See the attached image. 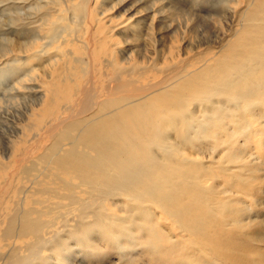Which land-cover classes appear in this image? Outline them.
Returning a JSON list of instances; mask_svg holds the SVG:
<instances>
[{
  "label": "rangeland",
  "instance_id": "1",
  "mask_svg": "<svg viewBox=\"0 0 264 264\" xmlns=\"http://www.w3.org/2000/svg\"><path fill=\"white\" fill-rule=\"evenodd\" d=\"M79 1L83 2L0 0V188L4 189L7 178L3 171L14 165L21 144L27 147L25 164L35 163L45 146L43 140H38L44 124L50 122L52 112L61 113L78 100L76 87L90 88L92 81L96 84L99 79V85L103 80L108 89L124 76L132 81L136 78L138 85H147L161 79L179 61L196 64L195 60H207L206 52L233 39L235 22L244 9V4L236 6L231 0H84L87 6L75 13L71 6ZM65 22L76 31H66ZM67 38L72 43H65ZM60 45L65 55L84 61V74L66 57L58 59ZM112 60L123 68L115 74L107 66ZM137 63V67H131ZM97 73L100 77L96 78ZM263 103H256L254 115L258 108L259 114L264 110ZM208 115L212 113L206 114L204 135L169 131L170 142L178 151L189 158L197 156L202 164L191 165L194 177L197 175L196 182L185 185L191 195L186 196L182 186L181 191L178 189L184 200L178 207L189 213L177 221L179 225H173L172 218L160 210L137 213L115 202L108 209L119 221L110 235L92 231L76 242L68 235V224L76 217L61 212L51 232L45 235L44 230L45 236L40 234V239L53 241L50 244L57 246L65 264H264V119L252 123L255 133L245 128L242 134L231 119L216 115L219 119L215 123ZM213 129L221 130L217 140ZM213 144H219L215 145L220 150L215 156L208 152ZM201 146L205 150L201 151ZM227 148L229 152L223 153ZM196 150L202 154L196 155ZM231 156L240 161L232 163ZM40 168L23 182L15 179L16 173H9L14 178L2 199L9 200L1 202L3 208H23L22 194L38 188L36 181L43 171ZM85 232H79L77 239ZM29 244L28 239L26 244L13 239L3 241L0 258L12 251L24 256ZM43 253L50 264H58L55 251Z\"/></svg>",
  "mask_w": 264,
  "mask_h": 264
},
{
  "label": "bare ground",
  "instance_id": "2",
  "mask_svg": "<svg viewBox=\"0 0 264 264\" xmlns=\"http://www.w3.org/2000/svg\"><path fill=\"white\" fill-rule=\"evenodd\" d=\"M231 1L236 6L244 4L235 22V31L231 33L233 39L206 52L207 60H195L196 64L179 61L167 69L165 76L147 85H138L136 78L132 81L123 75L108 89L102 84L103 80L99 85V79L96 84L93 80L90 88L82 85L78 89L74 86L79 94L78 100L61 113L52 112L50 122L44 124L45 128L42 125L44 130L38 140H43L45 146L41 150L37 146L40 152L35 163L27 166L26 144L18 147L12 161L14 165L3 171L7 178H4V189L0 188V243L13 239L26 244L28 239L30 244L26 248L28 254L18 256L14 251L9 252L0 258V262L4 261L0 264H50L43 253V250L50 249L56 252L58 264H62L64 259L57 246L50 244L53 241L48 243L46 239H40V234L45 236L51 232V225L61 212L75 215L76 218L68 224V235L76 242L83 241V237L92 231L110 235L119 221L108 209V205L115 202H121L137 213L160 210L172 218L173 225H179L177 221L181 222L180 218L186 212L180 205L181 209L178 207V203L184 201L178 189L181 191L182 186L185 195H191L185 186L196 182L197 175L194 177L191 165L199 167L202 164L197 156L189 158L178 151L174 142H170V130L177 135H204L205 131L207 133L205 123L208 112L212 113L208 115L210 121L215 123L219 119H215L216 115L231 119L242 134L246 132L245 128L255 133L252 123L257 124L261 118L264 119V110L258 113L260 108L254 115L256 103L264 101V0ZM84 6L87 3L83 0L73 4L71 9L77 13ZM67 21L70 23V20ZM69 23L63 24L66 31L75 32ZM74 39L78 40L77 37ZM68 42L72 43V40L65 43ZM84 45L87 49V43ZM106 51L105 47L103 52ZM109 51L115 57L114 52ZM65 53L60 45L58 59L66 57L84 74V61ZM137 65L132 64L131 67ZM107 66L113 74L123 69L115 60L109 61ZM188 67L193 70L189 71ZM136 76L138 81L141 80L138 73ZM97 77H100L99 73ZM97 83L98 88L95 87ZM71 91L74 92L73 89ZM43 109L45 111L47 107ZM213 130L217 140L221 130ZM190 140L195 141L193 138ZM203 140L207 142L204 136ZM215 145L219 146L213 144L208 148L210 154L214 155L219 150ZM199 149L205 150L203 146ZM222 151L229 152L228 148ZM201 154L198 152L196 155ZM229 160L232 163L240 161L235 156ZM220 161L215 163L220 165ZM39 165L43 168L37 167ZM38 168L43 170L40 180L36 181L38 188L30 193L23 192V208H3L1 202L5 203L8 199H2L14 178L9 173H16L15 179L23 182ZM84 230L85 234L77 239V234Z\"/></svg>",
  "mask_w": 264,
  "mask_h": 264
}]
</instances>
